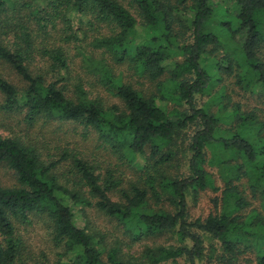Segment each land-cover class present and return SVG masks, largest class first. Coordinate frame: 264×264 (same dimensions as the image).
<instances>
[{
  "label": "trees",
  "instance_id": "trees-1",
  "mask_svg": "<svg viewBox=\"0 0 264 264\" xmlns=\"http://www.w3.org/2000/svg\"><path fill=\"white\" fill-rule=\"evenodd\" d=\"M123 1L0 0V31L15 36L14 48L0 39V61L27 83L19 88L0 76L3 109L25 112L29 123L41 117L79 121L96 129L121 158L131 162V155L149 148L153 160L144 165V185L131 182L116 200L110 193L120 180L111 171L102 178L94 165L67 150L59 160L44 158L33 144L0 132V161L18 177L15 186L0 185V264H30L19 229L39 216L48 219L54 241L64 246L63 260L57 264H142L125 260L118 247L108 248L104 236L90 230L89 207L117 218L135 241L176 231L182 242H192L178 248H146L144 257L152 264H197L205 257L207 238L220 243L216 264H242L241 254L254 247L257 264H264V212L252 207L241 188L247 179L253 199L264 211V117L256 109L245 111L239 103L229 106L222 100L215 112L212 103L197 106L195 97L209 91L223 72L239 71L240 80L264 86V0H225L228 5L221 18L217 17L221 6L213 0H128L140 20ZM104 26L109 31L101 32ZM49 29H62L68 42L80 40L78 32L97 31L90 41L94 49L110 54L118 64L128 62L152 80L168 74L172 91H165L162 81L159 95H146L102 62L96 67L103 73L101 81L123 108L88 99L82 87L78 98L67 96L56 82L33 74L27 64L35 49L33 34L36 30L48 34ZM183 29L191 32V41L179 40ZM44 54L52 60L53 70L67 67L62 47L45 49ZM170 100L189 107L170 108ZM189 125L196 126L189 143L188 173L169 174L166 165L176 157L173 145ZM69 156L71 187L55 172ZM210 167L224 181L215 200L218 210L205 219L190 220V192L198 196L209 188L221 190ZM163 200L174 209L162 206ZM248 207L251 212L245 213ZM81 219L86 223L80 224ZM210 247L216 252L213 244Z\"/></svg>",
  "mask_w": 264,
  "mask_h": 264
},
{
  "label": "rangeland",
  "instance_id": "rangeland-1",
  "mask_svg": "<svg viewBox=\"0 0 264 264\" xmlns=\"http://www.w3.org/2000/svg\"><path fill=\"white\" fill-rule=\"evenodd\" d=\"M220 4L217 9V17H222V8L228 4L225 0H213ZM128 5V0L123 1ZM130 10L134 15L141 19L139 13L132 7ZM217 21V19H216ZM61 24L57 28H61ZM225 34L218 26L216 28ZM139 30L143 32V28L139 26ZM109 29L104 26L101 32L105 33ZM184 34L180 37V41H191L192 36L189 30L183 29ZM97 31L89 30L86 35L83 32H78L80 40H65L64 32L59 29H49V33L35 31L33 34L34 52L27 64L33 74H45L48 82H56L57 86L63 89L67 96L78 98L80 95V87L85 91V96L88 99H100L106 106H119L123 108V102L114 96L104 86L101 81L103 73L96 67H100L101 63H106L112 68L120 80L131 83L135 88L146 95H159L158 88L160 82L165 83V91H172V84L168 81V74H164L156 80L150 79L140 70L133 68L128 62L116 63L110 54L103 53L101 50H96L90 45V41L94 35H98ZM0 39L9 47L14 48L15 36L13 33L0 31ZM62 47L64 49L67 67L52 69V60L44 50H52ZM218 58L221 57L223 51L216 52ZM239 71L232 74L223 72L220 74V80L212 86L209 91L204 94H196L197 106L203 107L205 104H210L212 111L217 112L220 109L221 100L229 106L239 103L245 111L257 110L264 117V86L258 83H248L247 79L240 80L238 77ZM0 76L8 79L16 84L19 88L26 87L27 83L16 73V71L5 61H0ZM223 93L224 97L219 95ZM5 96L0 92V132L3 136H19L24 141L36 146L42 153L44 158L50 160H59L64 150L69 154L78 153L80 158L85 159L96 167L97 173L104 178L111 171L116 179L120 180V185L116 191H111L110 195L113 199L120 200V189H128L131 182H140L144 185L146 174L144 165L149 159L150 150L147 148L145 153L131 155V162L127 158H121V153L106 144L100 137L99 132L91 127H86L79 121L47 119L41 117L36 122L29 123L25 120V112L23 111H7L2 105ZM169 107H179V109H188L186 103L180 106L175 101H169ZM196 125H189L180 131V135L176 138L173 150L176 157L173 162L166 165V171L175 176H182L188 173V159L190 156L189 143L191 136L195 132ZM72 156L67 160L62 161L56 167L55 172L59 175V181L62 184L71 187L73 179L69 175V170L72 167ZM216 179V184L221 187V190L214 191L209 188L205 191H200L198 196L190 192L187 195V207L190 220L197 218L205 219L209 214L216 212L215 200L221 196L224 181L221 178L218 170L215 167L209 168ZM18 184V177L15 171L6 163L0 161V185L15 186ZM241 188L245 190V194L252 201L253 206L260 208V202L253 199L251 190L247 183V179L241 182ZM166 200V199H165ZM163 200L162 202H164ZM151 206H155V201L151 200ZM165 208L173 210L174 207L170 202L166 201L162 204ZM248 207L245 213H250L251 208ZM90 230L95 231L99 235L104 236L108 248L118 247L120 256L125 260H133L142 264H152L144 257V252L148 247H174L178 248L184 245H192L191 241L182 242L179 239L176 231H167L162 234L144 237L141 240H133L130 231H127L124 225L115 217L106 215L104 212L95 207L86 209ZM80 224L86 223L85 220H79ZM20 225V224H19ZM19 233L22 236L25 246L26 255L30 264H57L63 260L64 246L57 243L53 239L51 224L44 217H35L33 223L20 225ZM211 244L216 249V252L211 251ZM206 254L204 259H200L197 264H216V256L221 252L220 243L217 240L207 238ZM65 259V258H64ZM149 261V262H148ZM239 261L242 264H257V248L254 247L241 254Z\"/></svg>",
  "mask_w": 264,
  "mask_h": 264
}]
</instances>
